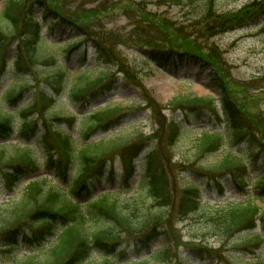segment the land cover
<instances>
[{"label": "rangeland", "instance_id": "374dc122", "mask_svg": "<svg viewBox=\"0 0 264 264\" xmlns=\"http://www.w3.org/2000/svg\"><path fill=\"white\" fill-rule=\"evenodd\" d=\"M16 1L23 4V9H11L18 21L17 26H12L4 17L9 0H0V113H12L15 131L20 133L22 127L35 123L34 129L40 134L44 131L45 117L56 124L59 119L76 116L72 135L77 145L82 142L80 129L97 118L101 120L98 127L111 123L100 129L92 142L101 138L134 139L120 151L127 159L117 155L110 162L108 172L115 174L114 183L104 181L92 188L91 196H82L80 202L105 193L110 201L127 208L139 203L144 190L138 185L144 183L149 172L145 174L140 160L134 164L133 161L137 153L142 158L154 145V158L164 167L170 189L200 184L201 210L247 201L264 208V192L254 184L264 174L261 146L250 142L237 146L238 143L224 136L227 123L220 125L213 112L214 108L221 109V98L228 99L250 118L255 126V140L264 146V16L244 26L236 24L239 26L227 31L232 23L235 25L244 19V24L247 23L257 12L253 3L259 0H44L85 30L61 24L48 30L52 19L45 18L43 8L34 4L36 0ZM33 4L34 11L30 12ZM32 15L39 17L43 30L40 38L33 37L37 41L35 47H30L36 54L34 60L26 54L27 42L34 41L29 36L36 29L28 23ZM78 39L83 40L76 44ZM74 45L77 49L70 53ZM104 61L111 63L104 65L105 69L110 68L109 74L86 99L79 97L73 103L68 90L62 95L51 90V77L65 74V85L70 87L87 73H100V63ZM17 63L22 65L17 68ZM7 93H21L22 100L8 99ZM186 97L206 100L196 106H170L173 100ZM174 121L182 128L171 141L170 125ZM205 133L214 138L200 151L198 140ZM36 137L28 145L35 146L33 151L42 156L41 148L35 145ZM22 142L15 134L8 142L0 143V157L3 152L7 157L13 156ZM229 151L247 153L250 172L242 183L244 193L235 189L229 179H223L226 175L215 167ZM132 166L135 170L127 186L121 183L123 170L128 172ZM4 168L0 167V224L27 185L37 179V173H30L22 181L9 182L7 186ZM236 173L242 177L244 171L236 170ZM71 174L74 176L75 170ZM39 175L46 177L51 185L58 184L50 172L41 171ZM60 187L67 189V186ZM199 216L181 219L176 212L165 210L164 223L169 227L166 241L158 238L148 249L138 250L132 244L135 237L124 236L112 263L147 261L162 243H170L174 248L172 264L264 262V249L255 245L247 249L243 243L245 236L259 233V229L221 241L199 223ZM28 220L22 228L0 231V264H15L24 257L42 255L48 250L49 241H34L33 233L38 226L30 225ZM18 229L22 230L23 238L32 233L33 241L25 242L21 236L17 237ZM100 254L93 255L92 263L102 260ZM149 264L158 263L150 261Z\"/></svg>", "mask_w": 264, "mask_h": 264}, {"label": "trees", "instance_id": "16d2710c", "mask_svg": "<svg viewBox=\"0 0 264 264\" xmlns=\"http://www.w3.org/2000/svg\"><path fill=\"white\" fill-rule=\"evenodd\" d=\"M35 3L43 8L42 12L45 18L52 19L48 26L49 30H53L57 24L65 27L75 25L79 28L71 19L65 17L61 13L62 11L50 7L44 0H36ZM34 4L30 12L34 11L32 9L35 7ZM253 5L257 12L247 20L248 22L264 14V0L254 2ZM13 7L22 10L23 4L16 0H9L4 17L10 22V25L17 26V18L11 14ZM244 22L246 19L243 22L235 23V25L232 23L227 29H233L239 26L236 24L240 23L244 25ZM28 23H32L36 28L32 31L35 33L29 37L31 39L35 37L37 40L43 33L39 26V18L32 15ZM79 29L85 30L83 27ZM85 34L88 36L86 31ZM36 40L27 42L29 47H26V54L31 60L36 57V54L30 49V47L36 46ZM82 40L78 39L77 43ZM104 62L101 65L111 64ZM21 65L17 63V68ZM102 67L104 68V66ZM109 71L110 69H102L97 75L87 73L84 75L86 77L79 78V82L73 83L70 87L65 85L66 75L61 73L56 78H50L49 86L55 94L68 90L70 98L77 100L79 97L89 95V92L97 86H101ZM50 88H48V92H50ZM48 92L43 91L46 96L48 95L47 97L52 99ZM7 96L12 99L17 94L9 93ZM221 100L230 125L229 136L232 137V140L238 142L247 140L253 144H259L260 152L264 153V146L260 144V141L257 143L255 140V126L250 118L228 99L223 97ZM202 102L203 100L199 98L186 97L173 100L170 106L196 105ZM46 118L43 126L44 131L36 141V146L42 150V156L35 153L31 146L24 144L21 147L18 146L13 156L7 157L3 152L0 157V167H5L4 170H7L8 182L20 181L30 173L46 170L52 172L55 179L68 187L63 189L58 184L51 185L47 178H37L29 183L19 200L7 211L6 217L0 224L1 232L12 228H22L25 221L30 219L28 220L30 225L38 226L34 241L38 243L50 242V246L44 254L24 257L15 264H113L110 257L116 253L117 247L121 245L119 241L124 236L129 239L135 237L132 244L136 249L142 250L148 249L157 238L166 241L169 227H166L164 223L165 210L171 213L176 212L181 219L200 214L199 223H203L208 231L213 236L220 238L221 241L231 240L243 232L254 231L261 221V233L245 236L243 243L244 246H264V208L261 209L253 201H247L222 209L211 207L207 211L206 209L201 210L197 184H193V187L182 186V189L179 190L169 188L168 175L161 163L154 158L155 146L146 157L145 169L149 173L141 186L144 193L139 197L141 198L139 203L127 208L118 202L110 201L109 195L101 193L89 203L81 204L77 198L83 191L90 196L92 188H97L104 183L109 169L107 162L117 155L124 156L123 151H120L129 146L134 139L125 141L101 138L97 142H92V136L97 132L99 129L97 126L101 123V120L97 118V120L94 119V123L87 122L86 126L81 128L79 140L82 142L77 145V140L72 135L74 119H59L60 121L55 124L54 121L50 123L51 120L48 122ZM64 125L69 126L71 131H68L69 129ZM35 126L33 123L28 128L22 127L20 138L22 140L29 139V133ZM179 128L180 126L175 122L170 125L172 132L169 137H171V141L176 139ZM13 132L12 113H0V141L9 140ZM215 137L219 139V142H222L220 137L217 135ZM213 138V136L205 134L202 139L198 140L197 148L200 151L204 150ZM246 160L247 153L229 151L215 167L224 174L233 176L235 182L240 185L242 177L236 173V170H242L245 173L248 168ZM42 161L43 163H41ZM74 169H76V173L72 177L71 172ZM131 175H133L132 171L126 174V180ZM110 176L108 175L107 178L109 179ZM90 180H92V184ZM126 183L128 184V182ZM256 184L264 192V176L260 177ZM16 232L17 237H22L21 229ZM24 240L32 242L28 237H25ZM162 244L160 249L153 251L147 261L137 264H149L150 261L158 264H172L171 255L174 248L170 243ZM96 252L101 253L102 260L92 263L91 259ZM255 264H264V262L258 260Z\"/></svg>", "mask_w": 264, "mask_h": 264}]
</instances>
